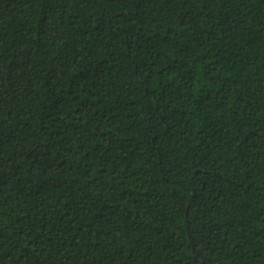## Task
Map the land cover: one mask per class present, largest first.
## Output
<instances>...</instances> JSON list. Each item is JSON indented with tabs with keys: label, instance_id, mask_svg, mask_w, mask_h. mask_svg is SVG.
<instances>
[{
	"label": "trees",
	"instance_id": "obj_1",
	"mask_svg": "<svg viewBox=\"0 0 264 264\" xmlns=\"http://www.w3.org/2000/svg\"><path fill=\"white\" fill-rule=\"evenodd\" d=\"M0 264H264V0H0Z\"/></svg>",
	"mask_w": 264,
	"mask_h": 264
}]
</instances>
